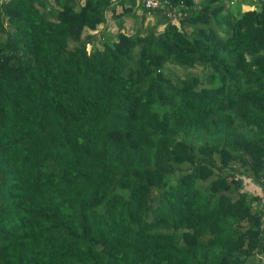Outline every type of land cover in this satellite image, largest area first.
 Returning <instances> with one entry per match:
<instances>
[{
    "label": "trees",
    "instance_id": "obj_1",
    "mask_svg": "<svg viewBox=\"0 0 264 264\" xmlns=\"http://www.w3.org/2000/svg\"><path fill=\"white\" fill-rule=\"evenodd\" d=\"M145 1L0 0V264H264V0Z\"/></svg>",
    "mask_w": 264,
    "mask_h": 264
},
{
    "label": "rangeland",
    "instance_id": "obj_2",
    "mask_svg": "<svg viewBox=\"0 0 264 264\" xmlns=\"http://www.w3.org/2000/svg\"><path fill=\"white\" fill-rule=\"evenodd\" d=\"M195 1H199V0H195ZM231 3L232 4H236L237 0H232ZM243 8L247 9V7H243ZM116 10L119 11L120 10V6H117ZM106 15H107V22H106V24L104 26L100 25L98 27V30L96 32V34H98V35L104 29H107V30H109V32H108L110 34L109 36L111 38H115L117 36V33L119 32V29L131 32L132 28L135 25L134 18H132V17L123 18V23L119 24V20L118 19L116 20L112 16V12L110 10H108L106 12ZM147 21L153 22L154 18H152L151 16H148ZM135 27H136V25H135ZM102 40H103V38H101V36L100 37L98 36L97 43L100 44ZM87 48L89 49V47H87ZM168 69L170 71L174 72V73L179 74V75H183L186 72V70H184L183 68L178 67V66H169ZM189 71L193 72L194 70H187V72H189ZM241 178L244 180V189L247 190L249 193H251V194H253V193L259 194L261 192V189H260L261 184L256 183L252 179L251 176L243 175V177H241Z\"/></svg>",
    "mask_w": 264,
    "mask_h": 264
},
{
    "label": "built area",
    "instance_id": "obj_3",
    "mask_svg": "<svg viewBox=\"0 0 264 264\" xmlns=\"http://www.w3.org/2000/svg\"><path fill=\"white\" fill-rule=\"evenodd\" d=\"M160 6H161V1L160 0H146L145 1V7L146 8H157V7H160ZM176 11L177 10L174 9L173 13L171 11H168V13H167V15H172L173 16L174 22H176L177 17L181 13L180 11L179 12H176Z\"/></svg>",
    "mask_w": 264,
    "mask_h": 264
},
{
    "label": "crops",
    "instance_id": "obj_4",
    "mask_svg": "<svg viewBox=\"0 0 264 264\" xmlns=\"http://www.w3.org/2000/svg\"><path fill=\"white\" fill-rule=\"evenodd\" d=\"M243 7L252 8V7H249V6H247V5H243L242 8H243Z\"/></svg>",
    "mask_w": 264,
    "mask_h": 264
}]
</instances>
